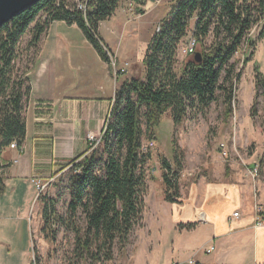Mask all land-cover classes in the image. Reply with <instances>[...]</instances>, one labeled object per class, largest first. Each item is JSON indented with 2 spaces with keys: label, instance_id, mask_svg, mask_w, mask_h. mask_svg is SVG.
<instances>
[{
  "label": "trees",
  "instance_id": "obj_1",
  "mask_svg": "<svg viewBox=\"0 0 264 264\" xmlns=\"http://www.w3.org/2000/svg\"><path fill=\"white\" fill-rule=\"evenodd\" d=\"M122 1L145 5V0H88L82 14L75 4L66 0H41L0 28V157L12 142L22 146L25 140L24 104L31 87L25 78L29 68L21 71L17 63L20 62L19 43L30 27L34 25L28 48H35L38 53L41 38L52 23L75 26L100 60L110 67L109 50L98 36V27L112 18ZM42 13L46 19L40 22L37 18ZM256 27H260L258 38L264 40V0H178L175 3L146 47L143 78L119 83V73H116L119 87L99 144L94 149L89 147L90 154L78 156L67 165L70 169L66 177L69 196L66 217L57 214L54 198L47 194L38 196L40 234L45 241L55 245L58 224L69 228L75 237L74 256L83 264L109 262L115 244L120 248L126 246L130 234L142 222L143 170L150 159L149 152H142L141 112L149 141L166 113L173 126L178 127L192 113L206 112L217 102L218 93L223 95L224 118H229L234 82L240 80L232 60L242 46L248 47V36ZM189 33L195 44L194 54L200 53L201 63L193 59L177 74V51ZM249 59H244V64ZM160 165L164 201L179 203L180 167L173 170L163 158ZM4 168L0 162V193L4 187ZM61 182L59 177L54 187L58 188ZM78 214L83 216V229L78 225ZM194 227L195 224L179 225V229L185 230Z\"/></svg>",
  "mask_w": 264,
  "mask_h": 264
},
{
  "label": "crops",
  "instance_id": "obj_2",
  "mask_svg": "<svg viewBox=\"0 0 264 264\" xmlns=\"http://www.w3.org/2000/svg\"><path fill=\"white\" fill-rule=\"evenodd\" d=\"M75 29L80 31L55 22L43 36L25 75L31 93L24 104L26 133L21 152L7 149L0 157L5 166L0 254L24 255L25 264L32 255L37 184L46 186L52 180L53 185L71 161L88 154V137H101L116 92L109 67ZM257 189L250 182L236 180L200 184L190 190L189 200L180 197L179 203H166L164 222L176 238L168 264H264V226H257L255 219L256 206L261 207L264 219V191L256 199ZM235 213L237 218L232 217ZM187 224L195 227L179 229ZM28 230L31 239L23 245L20 236ZM184 235H188L186 240Z\"/></svg>",
  "mask_w": 264,
  "mask_h": 264
},
{
  "label": "rangeland",
  "instance_id": "obj_3",
  "mask_svg": "<svg viewBox=\"0 0 264 264\" xmlns=\"http://www.w3.org/2000/svg\"><path fill=\"white\" fill-rule=\"evenodd\" d=\"M66 1L77 7L82 3L79 0ZM152 1L145 0L144 6L136 5L133 14L127 9V1H122L112 18L98 27V36L109 50L111 66L108 69L112 73L113 81L117 72L119 83L125 79L143 78L142 60L149 40L178 0H157L159 1L157 4H148ZM45 19L44 13L37 18L40 22ZM33 26L19 43L20 62L17 66L21 71L28 69L34 56L38 54L35 48H28ZM75 30L82 38L81 32ZM259 31L260 27L251 31L248 36V47L242 46L232 60L236 74H240V80L238 83L234 82L232 115L229 118H224L223 95L218 93L217 102L206 112L196 115L192 113L178 127L173 126L169 113H166L161 118L159 126L153 129L151 137L154 146L148 151L150 159L143 170L145 191L142 194V222L130 234L124 248L115 244L112 260L107 262L108 264H168L173 252L171 243H175L176 238L168 232V226L164 222L163 214L169 206L163 201L161 158L169 162L173 170L180 167L178 184L183 200H189L192 197L190 190L200 184L235 180L240 183L250 182L251 186H256L258 188L256 199L261 195L260 190L264 191V40L258 38ZM192 43L193 39L189 33L179 45L175 66L177 74H180L184 64L193 60L185 53ZM39 48L41 42L38 51ZM246 58L250 59L244 64ZM93 69L100 77L96 68ZM118 87L116 84L115 90ZM140 125L143 132L142 143L147 145L149 140L145 134L142 112ZM69 169L70 167L64 168L56 178L55 183L59 177L62 178L58 188H55L53 183L40 193L55 199L56 212L62 218L66 217V206L69 201L66 190ZM253 169L258 170L255 179L249 174ZM38 195L36 191V196ZM21 204L22 202L17 205ZM33 217L32 255L29 264L33 257L35 264H83L74 256L75 237L69 228L58 224L55 228L57 240L55 245H51L40 234L42 221L39 203L35 205ZM77 222L83 229L85 224L81 214L77 215ZM30 233L28 230L25 236L23 233L20 236L17 232L18 243L19 236L20 243L23 245L29 243ZM187 236L184 235L183 240H186ZM1 250L9 251L7 248ZM27 261L28 258L21 254L12 257L6 256L5 253L0 254V264H25Z\"/></svg>",
  "mask_w": 264,
  "mask_h": 264
},
{
  "label": "built area",
  "instance_id": "obj_4",
  "mask_svg": "<svg viewBox=\"0 0 264 264\" xmlns=\"http://www.w3.org/2000/svg\"><path fill=\"white\" fill-rule=\"evenodd\" d=\"M81 2L82 3L78 5L77 10L80 11L82 14H85L86 5H87L88 0H82ZM153 2L154 3H158L157 0H153ZM135 6H136V4L134 2L127 1V9H128V11L130 13L133 14ZM194 49H195V44H194V41H193V43L188 47L187 51L185 52L186 55H188V56L194 55ZM109 117L110 116H108V118L106 119L105 125L108 123ZM88 140H89V142L91 144V148L94 149L99 144L100 138L99 139H94L92 136H89ZM153 146H154V142L153 141H149L147 143V145L143 144L142 152L143 153H147ZM7 149L8 150H18L19 152H21V149L16 144V142H12ZM249 174H250L251 178L255 179L258 176V170L257 169H253L252 171H250ZM51 182H52V180H51ZM51 182H49V184H47L46 186H40V185L37 184V191H38L39 195H40V193H42L47 188V186H50ZM260 212H261V207L256 206V208H255L256 225L257 226H264V219L261 217V215H260L261 213ZM232 217L233 218H237L238 214L235 213V214H233ZM211 251H213V249H210L209 251H207V253H210ZM31 264H35L34 257L31 259ZM102 264H108V263L105 262V263H102ZM174 264H177V263H174ZM189 264H195V263L191 262Z\"/></svg>",
  "mask_w": 264,
  "mask_h": 264
},
{
  "label": "water",
  "instance_id": "obj_5",
  "mask_svg": "<svg viewBox=\"0 0 264 264\" xmlns=\"http://www.w3.org/2000/svg\"><path fill=\"white\" fill-rule=\"evenodd\" d=\"M41 0H0V28ZM194 62L201 63L200 53L193 56Z\"/></svg>",
  "mask_w": 264,
  "mask_h": 264
}]
</instances>
